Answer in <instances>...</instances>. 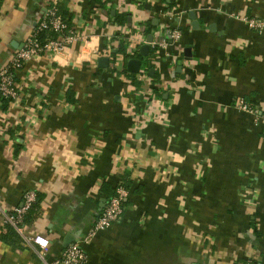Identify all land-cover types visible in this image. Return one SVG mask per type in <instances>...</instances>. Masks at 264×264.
<instances>
[{
  "label": "crops",
  "instance_id": "1",
  "mask_svg": "<svg viewBox=\"0 0 264 264\" xmlns=\"http://www.w3.org/2000/svg\"><path fill=\"white\" fill-rule=\"evenodd\" d=\"M54 2L80 38L28 61L19 100L0 104V264H43L34 236L57 258L93 228L103 186L128 181L122 219L82 244L85 264H264V121L235 106L264 111V33L242 21L264 18V0H0V72ZM142 24L143 46L182 31L170 59L135 58L144 80L107 53ZM27 191L38 206L18 249L1 237Z\"/></svg>",
  "mask_w": 264,
  "mask_h": 264
},
{
  "label": "built area",
  "instance_id": "2",
  "mask_svg": "<svg viewBox=\"0 0 264 264\" xmlns=\"http://www.w3.org/2000/svg\"><path fill=\"white\" fill-rule=\"evenodd\" d=\"M233 17L238 19L237 16L233 15ZM242 21L246 23L251 30L260 34L264 33V18L248 16L244 17ZM133 30L135 32L134 38L130 39L129 47L126 49L125 53L121 54L115 48H110L107 51L108 56L113 59L117 66H123L128 59H135L143 46L144 34L147 30L145 25L142 24L141 26L133 27ZM43 33H53L56 36L42 43L40 37ZM161 35H163V38L158 39L159 37L154 34L156 41L149 43V45L155 50L158 56L161 54L170 59L171 55L168 52V48L172 44L181 42L182 31L179 29L173 31L165 29ZM79 38L80 36L76 29L70 27L60 16L57 3L54 2L53 6L47 11V14L43 17L36 30L28 39L24 48L17 52L11 58L7 67L0 72V96L11 103L17 102L20 96L16 83V72L36 56L45 53H53L55 55L63 53L73 42L78 41ZM139 76L141 80H144L147 77V70L141 69ZM235 106L239 111L255 115L258 120L264 121V111L260 106L249 104L244 99H239ZM129 198L130 191L123 185L117 186L116 194L107 200L93 228L81 241L70 245L57 258L52 260L47 259L50 242L46 238L34 236L29 238V242L39 247L43 264H85L88 259V254L82 247V244H91L100 232L106 231L117 224L124 215L126 205L129 203ZM37 200L38 195L35 191H27L24 194L22 207L15 213L5 215V227L12 226L20 235H24L26 217L37 203ZM245 264L259 263L250 259Z\"/></svg>",
  "mask_w": 264,
  "mask_h": 264
},
{
  "label": "trees",
  "instance_id": "3",
  "mask_svg": "<svg viewBox=\"0 0 264 264\" xmlns=\"http://www.w3.org/2000/svg\"><path fill=\"white\" fill-rule=\"evenodd\" d=\"M169 9H172V6L169 5ZM58 12L60 14V16L63 18V20L70 26L72 27V23H71V19L68 18L67 14L65 13L66 11L64 10V7L63 5H59L58 7ZM119 21L120 23H123V24H126L128 22V16H120L119 17ZM148 26V27H147ZM147 26H145L147 28V33L149 32L150 29H152V24H147ZM55 34L53 33H43L41 34V37H40V40L42 43H45L48 39H53L55 38ZM121 52H124V50H121ZM122 54V53H121ZM141 54L138 53L136 55V57L138 58H141ZM131 75H135V74H131ZM8 102L7 100L3 99L1 96H0V104L1 106L3 107V109H7V106H8ZM130 182H126L124 184V187H126V189H130ZM102 192L104 194H107V200H109L111 197H113L115 194H116V188L112 189L110 185H104L103 188H102ZM128 205V204H127ZM126 205V206H127ZM37 204H35L33 206V208L31 209V211L29 212L28 216L26 217V220L25 222H31L33 221L34 217H35V211L37 209ZM25 224V223H24ZM6 230H7V233H4L1 237V241L3 243H6L12 247H15V248H18V249H23V241L21 239V236L19 235V233L12 227V226H6Z\"/></svg>",
  "mask_w": 264,
  "mask_h": 264
},
{
  "label": "water",
  "instance_id": "4",
  "mask_svg": "<svg viewBox=\"0 0 264 264\" xmlns=\"http://www.w3.org/2000/svg\"><path fill=\"white\" fill-rule=\"evenodd\" d=\"M192 19H194V15L191 14ZM152 37H149L148 42L151 43L152 42ZM150 50V47L148 45H144L141 48V55L144 57H148V52ZM108 59H103L104 62H107ZM109 62V60H108ZM127 69L130 73L132 74H139L141 69H142V61L138 60V59H131L128 63H127ZM106 200H104V203L106 204ZM71 245V241H67L65 246L69 247Z\"/></svg>",
  "mask_w": 264,
  "mask_h": 264
}]
</instances>
